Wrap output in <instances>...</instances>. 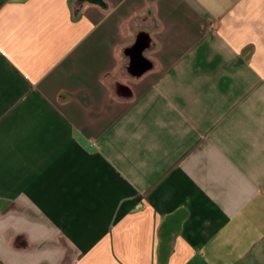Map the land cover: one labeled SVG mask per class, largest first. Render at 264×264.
Here are the masks:
<instances>
[{
	"label": "crops",
	"instance_id": "0c3cea01",
	"mask_svg": "<svg viewBox=\"0 0 264 264\" xmlns=\"http://www.w3.org/2000/svg\"><path fill=\"white\" fill-rule=\"evenodd\" d=\"M0 264H264V0H0Z\"/></svg>",
	"mask_w": 264,
	"mask_h": 264
}]
</instances>
